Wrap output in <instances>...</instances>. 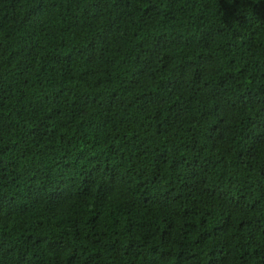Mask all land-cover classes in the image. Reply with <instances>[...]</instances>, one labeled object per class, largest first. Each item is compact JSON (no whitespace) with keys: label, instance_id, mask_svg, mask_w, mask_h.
Listing matches in <instances>:
<instances>
[{"label":"trees","instance_id":"obj_1","mask_svg":"<svg viewBox=\"0 0 264 264\" xmlns=\"http://www.w3.org/2000/svg\"><path fill=\"white\" fill-rule=\"evenodd\" d=\"M0 264H264V0H0Z\"/></svg>","mask_w":264,"mask_h":264}]
</instances>
